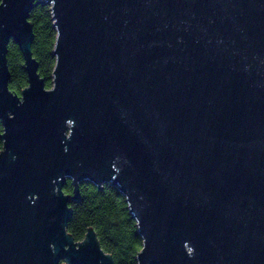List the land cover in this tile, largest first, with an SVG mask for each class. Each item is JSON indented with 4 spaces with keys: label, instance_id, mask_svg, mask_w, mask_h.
<instances>
[{
    "label": "water",
    "instance_id": "water-1",
    "mask_svg": "<svg viewBox=\"0 0 264 264\" xmlns=\"http://www.w3.org/2000/svg\"><path fill=\"white\" fill-rule=\"evenodd\" d=\"M0 123V264H114L92 229L67 234L85 181L125 197L137 264H264V0H0Z\"/></svg>",
    "mask_w": 264,
    "mask_h": 264
},
{
    "label": "trees",
    "instance_id": "trees-1",
    "mask_svg": "<svg viewBox=\"0 0 264 264\" xmlns=\"http://www.w3.org/2000/svg\"><path fill=\"white\" fill-rule=\"evenodd\" d=\"M28 21L33 28L31 53L38 63L37 73L43 80L45 89L52 88V72L55 58L52 51L55 44L56 31L53 27L51 6L37 4L31 10ZM10 71L9 90L20 96L27 87V75L23 70V57L16 44L10 42L7 53ZM2 126L0 123V136ZM2 142L0 139V150ZM63 193L73 195L70 181L63 186ZM71 218L66 227L75 242L85 238L88 229L96 235L100 248L110 254L114 264H137L136 256L142 249V239L137 233L135 220L129 213L125 197L117 188L104 185L99 190L90 182L79 185V200L71 202Z\"/></svg>",
    "mask_w": 264,
    "mask_h": 264
},
{
    "label": "flooded vegetation",
    "instance_id": "flooded-vegetation-1",
    "mask_svg": "<svg viewBox=\"0 0 264 264\" xmlns=\"http://www.w3.org/2000/svg\"><path fill=\"white\" fill-rule=\"evenodd\" d=\"M1 142H2V141H1ZM1 150H2V148H1ZM1 150H0V151H1ZM67 181H70V180H67ZM67 181H66V182H67ZM70 182H71V181H70ZM70 197H72V195H71Z\"/></svg>",
    "mask_w": 264,
    "mask_h": 264
}]
</instances>
